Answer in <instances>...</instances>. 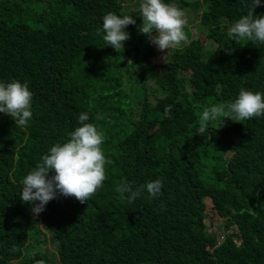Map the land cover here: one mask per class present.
<instances>
[{
    "label": "trees",
    "instance_id": "1",
    "mask_svg": "<svg viewBox=\"0 0 264 264\" xmlns=\"http://www.w3.org/2000/svg\"><path fill=\"white\" fill-rule=\"evenodd\" d=\"M26 1L0 0V77L26 82L38 105L35 125L19 128L21 147L0 129V264H51L52 256L42 254L46 233L10 173L67 142L84 112L104 133L111 163L91 200L46 205L58 264H147L148 246L158 250L154 264H264V116L242 126L227 121L221 132L222 119L210 122L216 137L196 132L205 106L235 100L241 88L264 93V44L228 36L251 0H168L185 14L201 12L200 35L194 38L187 20L190 43L158 66L154 45L139 32L135 0H55L41 11L22 8ZM109 12L136 24L126 29L123 51L102 37L92 48L90 66L103 74L98 82L84 71L81 55ZM254 14H264V0ZM55 16L62 20L57 25ZM155 179L163 183L158 198L145 191L129 204L115 191L122 181L139 186ZM208 199L225 236L220 245V235L206 229Z\"/></svg>",
    "mask_w": 264,
    "mask_h": 264
},
{
    "label": "clouds",
    "instance_id": "2",
    "mask_svg": "<svg viewBox=\"0 0 264 264\" xmlns=\"http://www.w3.org/2000/svg\"><path fill=\"white\" fill-rule=\"evenodd\" d=\"M135 2L137 3L135 12L138 16L142 15L139 32L146 35L149 43L155 45L158 50L163 52L179 49L190 43L184 31L188 23L186 14L177 4L168 0H142V2L135 0ZM261 3L262 0H251V3L246 5L247 13L236 20L228 30L230 39L234 42L246 40L254 44H264V14H254ZM60 21L62 20L58 16L51 20L54 25L59 24ZM134 24L136 20L133 17L121 16L113 12L99 19L94 32L90 35L92 43L81 55V57L87 56L83 69L92 79L99 82V74L103 75L90 66L94 55L92 48L100 42L102 37L108 46L117 52L123 51L124 42L130 39V33L126 29ZM105 89V86H99L100 91ZM33 97L34 93L29 90L26 82L19 80L10 82L0 77V129L7 130L6 134L12 138L13 147H21L23 143V135L19 133V128L35 125L38 105L37 101L33 102ZM171 109V105L165 108L164 114L169 119ZM261 116H264V93L241 88L235 100L205 106L196 132L216 137L215 129L209 130L210 122L222 119L223 126L219 128L221 132L227 125V121L242 126L244 120ZM77 118L80 126L68 134L70 139L67 142L52 146L37 165L32 162L23 167L16 166L10 173L11 182L21 181L20 198L32 206L30 216L41 230L49 229L44 220V210L49 202L51 204L58 201L70 203L75 198L83 204L98 194L105 184V165L111 163L106 160L102 150L105 135L93 123L87 122L89 120L87 112L81 113ZM1 138L2 135L0 140ZM6 156L13 158L17 154L6 152ZM49 173L54 174L49 175ZM162 188L161 179L151 180L139 186L122 181L115 191L120 194L121 199H127L131 204L145 191L149 199L160 197ZM32 237V225H29L23 238L26 249L32 246ZM224 237L222 235L220 237L222 239L219 238V245ZM157 254L156 248L148 246L145 252L146 263L154 264Z\"/></svg>",
    "mask_w": 264,
    "mask_h": 264
},
{
    "label": "rangeland",
    "instance_id": "3",
    "mask_svg": "<svg viewBox=\"0 0 264 264\" xmlns=\"http://www.w3.org/2000/svg\"><path fill=\"white\" fill-rule=\"evenodd\" d=\"M3 1H8L10 3H17L20 4L21 0H3ZM26 1V0H25ZM29 2L26 1L27 4L22 5V8H30V9H38V11H41L42 8L48 7V4L51 2H54L55 0H42V1H47L46 3L42 4L40 2V0H28ZM127 2H130V0H127ZM126 2V3H127ZM201 15V12H198L197 14H194L192 12H188L186 13V18L189 21H193V24L191 25L192 31H193V36L194 38H197L200 35V32L198 30V21L200 19H198V17ZM209 48H213V46H210L209 44L207 45ZM155 50H156V56L154 58H152V62L153 64H155V66H158V64H164L166 62H168V57H170L171 55L174 54L175 49H171V50H165V51H160L156 48V46L154 45ZM206 205H207V211H206V215L207 218L205 219V225H206V229L207 231H209L211 233V236L215 235H220V237L223 235V232H221V230L219 229L220 226V222H219V218L216 217L217 212L211 208V201L208 199L205 201ZM221 218V217H220ZM47 236L48 242L46 243L45 246H43L42 248V254L45 255H51L52 257L49 259L51 264H58V257H57V251H58V243H55L53 241V239L51 238V233H49L45 228L42 229ZM44 236L41 237V239H43ZM222 238H220L221 240ZM19 264V263H16Z\"/></svg>",
    "mask_w": 264,
    "mask_h": 264
}]
</instances>
